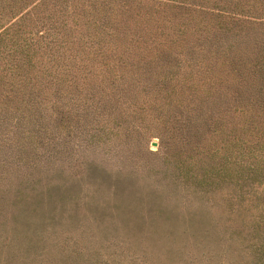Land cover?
Segmentation results:
<instances>
[{"label": "trees", "instance_id": "1", "mask_svg": "<svg viewBox=\"0 0 264 264\" xmlns=\"http://www.w3.org/2000/svg\"><path fill=\"white\" fill-rule=\"evenodd\" d=\"M6 47L12 52L0 66V103L30 98L34 85L55 83L68 95L100 74L125 85L113 99L98 98L96 112L110 117L103 124L114 125L101 135L125 130L123 108L155 110L175 143L165 158L171 170L208 183L217 194L212 202L222 201L228 215L262 202L264 0H0V50ZM47 53L60 61L52 74L41 64L50 61ZM46 70L51 79L41 81ZM33 73L41 74L30 89L24 79ZM68 99L55 105L58 121L70 126L78 103ZM243 156L252 162H238ZM251 218L254 226L262 221ZM251 260L261 263L262 255Z\"/></svg>", "mask_w": 264, "mask_h": 264}, {"label": "rangeland", "instance_id": "2", "mask_svg": "<svg viewBox=\"0 0 264 264\" xmlns=\"http://www.w3.org/2000/svg\"><path fill=\"white\" fill-rule=\"evenodd\" d=\"M11 52L0 50V66ZM45 56L52 74L60 61ZM36 73L24 79L30 89L41 73L51 79ZM123 85L91 73L68 95L34 85L30 98L0 103V264H252L253 255L264 264V198L228 215L208 183L171 170L175 143L155 110L123 108L125 130L101 135L114 125L103 124L98 98ZM69 95L78 103L70 126L55 105Z\"/></svg>", "mask_w": 264, "mask_h": 264}]
</instances>
